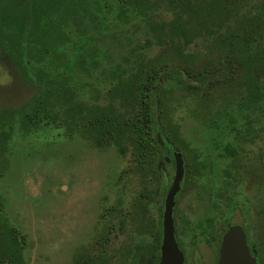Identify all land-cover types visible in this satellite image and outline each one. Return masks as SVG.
<instances>
[{"label":"rangeland","instance_id":"obj_1","mask_svg":"<svg viewBox=\"0 0 264 264\" xmlns=\"http://www.w3.org/2000/svg\"><path fill=\"white\" fill-rule=\"evenodd\" d=\"M115 1L91 0L80 23L68 25V40L60 53L41 65L55 83L66 79L71 97L86 105L117 104L112 94L120 80L140 62L168 57L149 25L171 20L175 9L144 0L145 6L120 10ZM262 4L264 0H244L243 11ZM183 52L196 56L197 68L214 57L211 41H195ZM208 70L215 68L211 65ZM33 73L25 74L33 76L26 82L7 59L0 58V111L23 109L34 94L41 93ZM164 90L170 122L162 124L177 129L180 153L189 163V176L174 207L175 230L181 245L191 249L201 264H214L202 254L215 253L216 243L198 238L197 226L203 218L205 185L218 181L216 167L224 151L235 152L237 174L248 173L247 182L238 180L236 190L252 196V206L260 214L264 79L257 106L250 105L244 91L227 86L211 90L206 102L175 81L166 83ZM52 102L57 111L58 103ZM61 118L58 112L56 121L39 126L12 122L8 129L0 163V197L9 224L25 237V264H73L87 254L103 264H134L155 244L174 169L168 167L158 182L152 171L141 170L131 160L129 148L124 155L115 145L98 149L78 133H69L59 123ZM206 216L215 219L213 211ZM222 223L216 221L215 236Z\"/></svg>","mask_w":264,"mask_h":264},{"label":"trees","instance_id":"obj_2","mask_svg":"<svg viewBox=\"0 0 264 264\" xmlns=\"http://www.w3.org/2000/svg\"><path fill=\"white\" fill-rule=\"evenodd\" d=\"M90 1L0 0V58L7 59L26 82L33 76L27 79L25 74L34 72V80L38 82L35 86L42 90L34 94L23 109L0 111V163L12 122L39 126L56 121L60 112L59 123L69 133H78L98 149L115 145L124 155L129 148L131 160L141 170L152 171L160 182L156 160L167 161L170 147L181 152L177 129L162 124L170 122L164 104L166 83L175 81L183 90L199 95L202 102L209 99L211 90L227 86L234 92L244 91L250 105L260 103L258 90L264 79V4L243 11L244 0H155L175 9L171 20L149 25L155 42L166 50L168 57L146 64L140 62L126 79L115 85L112 98L115 97L119 107L114 102L90 106L73 99L66 79L55 83L46 76L41 65L45 59L60 53L62 43L68 40V25L72 23L75 27L80 23V16L88 9ZM101 1L106 4L107 0ZM115 2L120 10L129 5L145 6L144 0ZM199 40L211 41L214 57L197 68L196 56L183 51ZM211 65L214 71L208 70ZM52 100L58 103L57 111ZM158 133L164 147L157 141ZM161 229L160 218L155 244L145 251L147 258L157 255L154 264L159 260ZM24 243L25 237L9 224L0 197V264H25ZM146 261L142 258L137 263ZM103 263L98 257L87 254L73 264Z\"/></svg>","mask_w":264,"mask_h":264},{"label":"flooded vegetation","instance_id":"obj_3","mask_svg":"<svg viewBox=\"0 0 264 264\" xmlns=\"http://www.w3.org/2000/svg\"><path fill=\"white\" fill-rule=\"evenodd\" d=\"M161 146L164 147V142L163 145ZM173 149H174L173 147L169 148L167 161H163L162 159L158 158L155 162V167L158 170V172H160V174L158 175L159 181L162 179L163 175L165 176L167 175L168 167L174 169V174H175V161L173 155L174 153H179L181 155L183 162V178L180 183V190H182L184 188V183L189 176V168H188L189 163L187 159H185L180 152ZM165 151L166 153H168V149H165ZM170 155L172 156V158H170ZM226 160L228 164L225 163ZM235 161H236L235 152L224 151L223 157H219V161L216 167L218 171V178H217L218 181L216 182V184H210L209 186L205 185L204 192L207 190L208 192L206 193V195L207 194L209 195L208 197H205L206 195L203 197L202 195V200L204 202L203 204L200 205V210L202 212L203 218L201 224H198L197 226L198 229L197 235L198 238H202L204 242L205 240L208 241L207 242L208 244L216 243L217 247L215 253L210 252V253H204L202 255L204 258L208 257V259L211 260L214 259V264H218L219 256H220V246L223 235L231 227L239 226L241 227L245 235L246 245L248 247V252L250 256L256 260L257 264H264V170L261 173L262 193L260 200V214L258 215L256 207L252 206L254 198L252 196L249 197L246 196L245 192L242 190L240 192L236 190V186H237L236 184L238 180H242L245 183L247 182L246 180L248 178L247 177L248 173L247 175H242V173L237 174ZM169 189L167 190V193ZM210 193L212 194L211 197H210ZM157 194H159V192L156 190V195ZM177 196L178 194H176L175 196V205L177 204ZM163 210H164V203H163ZM210 211H213L215 219H213V217L206 216ZM173 214H174V209H173ZM162 215H163V211L160 215L161 225H162ZM255 215L257 216L254 218ZM221 219L223 220V223L222 225L219 226L217 235L215 236L213 230L216 228V221H220ZM173 224H174V215H173ZM158 228L156 232H158ZM174 235L178 247L183 254L184 264H201L200 259L197 258L196 256L194 257V254L191 252L192 251L191 249H187V247L181 245L178 239L179 236L177 235V232L175 230V226H174ZM160 246L158 247L159 260H160ZM141 256L142 258L147 259L145 264H154L155 262L154 260L157 257V255H150V257L147 258L146 257L147 253Z\"/></svg>","mask_w":264,"mask_h":264},{"label":"water","instance_id":"obj_4","mask_svg":"<svg viewBox=\"0 0 264 264\" xmlns=\"http://www.w3.org/2000/svg\"><path fill=\"white\" fill-rule=\"evenodd\" d=\"M157 141L163 145L161 135H156ZM175 174L172 185L164 201L162 215V241L160 246V260L158 264H184L174 235L173 209L175 196L180 190L183 178V162L179 153H174ZM218 264H257L250 256L246 245L245 235L239 226L231 227L222 238Z\"/></svg>","mask_w":264,"mask_h":264}]
</instances>
